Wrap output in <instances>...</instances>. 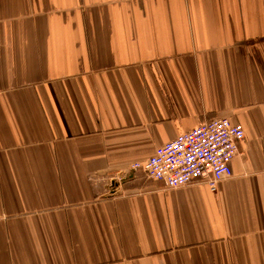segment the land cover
Returning <instances> with one entry per match:
<instances>
[{
	"label": "crops",
	"instance_id": "obj_1",
	"mask_svg": "<svg viewBox=\"0 0 264 264\" xmlns=\"http://www.w3.org/2000/svg\"><path fill=\"white\" fill-rule=\"evenodd\" d=\"M214 118L215 190L132 168ZM0 264H264V0H0Z\"/></svg>",
	"mask_w": 264,
	"mask_h": 264
},
{
	"label": "built area",
	"instance_id": "obj_2",
	"mask_svg": "<svg viewBox=\"0 0 264 264\" xmlns=\"http://www.w3.org/2000/svg\"><path fill=\"white\" fill-rule=\"evenodd\" d=\"M243 138L240 125L227 118H214L158 145L152 156L132 168L167 188L203 182L215 190L221 180L231 176L230 163Z\"/></svg>",
	"mask_w": 264,
	"mask_h": 264
}]
</instances>
